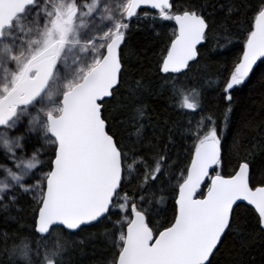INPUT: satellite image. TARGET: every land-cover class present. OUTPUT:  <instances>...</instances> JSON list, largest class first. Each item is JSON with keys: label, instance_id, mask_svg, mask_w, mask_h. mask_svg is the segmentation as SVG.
I'll list each match as a JSON object with an SVG mask.
<instances>
[{"label": "snow or ice", "instance_id": "6c2138e0", "mask_svg": "<svg viewBox=\"0 0 264 264\" xmlns=\"http://www.w3.org/2000/svg\"><path fill=\"white\" fill-rule=\"evenodd\" d=\"M134 31L158 38L147 79ZM212 41L236 47L213 81L223 121L193 75ZM258 70L264 0H0V264H255L264 122L225 130Z\"/></svg>", "mask_w": 264, "mask_h": 264}, {"label": "trees", "instance_id": "16d2710c", "mask_svg": "<svg viewBox=\"0 0 264 264\" xmlns=\"http://www.w3.org/2000/svg\"><path fill=\"white\" fill-rule=\"evenodd\" d=\"M214 17L217 25H219L222 22V14L216 12ZM157 42L158 38L151 32L134 31L132 33L129 40V51L132 53L129 58V70L137 79H139L140 75H143L146 79L152 76L153 73L149 65L154 62L153 51ZM208 47L211 49V54L201 61L202 64L207 65L206 69L199 74L194 73L193 75L205 87V114H213L214 117H219L223 121L225 103L220 101L219 94L214 89L213 81L219 78L218 73L222 70L225 62L231 61L234 57L236 47L235 44L229 45L225 41H221L219 45H217L216 41H212ZM205 80H207V84H205ZM150 103L157 109L160 118L171 114L173 119H179L170 108L167 113L165 112L166 105L163 99L159 102L150 101ZM262 107H264V78L261 77L258 70L250 81L246 82L244 86H241L234 93L233 110L229 114V121L225 130V142L227 145H231L233 139L238 135H246L249 138L257 135L260 129L248 128L245 122L249 118H251L254 125L264 122V112L260 111ZM255 163L260 165L264 161L257 157ZM22 223H26V221H22ZM6 227V225L0 223V230ZM262 252L264 250L259 247L253 250L252 257L255 259V264H264V254ZM97 255H99V249H97ZM83 259L85 261L91 260V252L89 251L88 255H85ZM219 259L221 264H226V261L229 260L227 252L220 256Z\"/></svg>", "mask_w": 264, "mask_h": 264}]
</instances>
